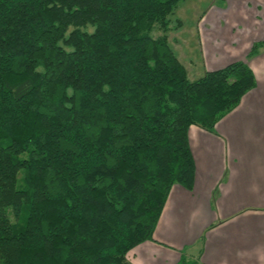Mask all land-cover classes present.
I'll return each instance as SVG.
<instances>
[{
  "label": "trees",
  "instance_id": "trees-1",
  "mask_svg": "<svg viewBox=\"0 0 264 264\" xmlns=\"http://www.w3.org/2000/svg\"><path fill=\"white\" fill-rule=\"evenodd\" d=\"M181 1L0 0V264H134L172 186L193 188L189 127L214 131L256 79L244 60L188 78Z\"/></svg>",
  "mask_w": 264,
  "mask_h": 264
},
{
  "label": "crops",
  "instance_id": "crops-1",
  "mask_svg": "<svg viewBox=\"0 0 264 264\" xmlns=\"http://www.w3.org/2000/svg\"><path fill=\"white\" fill-rule=\"evenodd\" d=\"M221 9L209 7L197 20L202 74L244 60L256 85L214 131L189 127L193 188L172 186L153 240L127 253L134 264H178L181 256L196 264H264V48L247 55L264 40V0H226Z\"/></svg>",
  "mask_w": 264,
  "mask_h": 264
},
{
  "label": "rangeland",
  "instance_id": "rangeland-1",
  "mask_svg": "<svg viewBox=\"0 0 264 264\" xmlns=\"http://www.w3.org/2000/svg\"><path fill=\"white\" fill-rule=\"evenodd\" d=\"M209 7L225 9L226 0H182L171 17L173 20L179 19L180 24H178L177 27H174L175 21H172L171 29L167 33L169 43L176 49V51H178L182 62H185V67H188V78L191 80L203 75L199 63H197L199 49L196 48L198 41L196 39L195 27L199 15ZM224 9L219 11L224 14V12L227 10ZM233 11L228 10V15H230V17H232L231 15L235 14L236 12L234 9ZM237 12L241 14L240 16H244L242 12ZM244 17L246 18V16ZM219 18L221 19L222 15ZM232 20L229 21L232 22ZM236 20L238 21L235 22V20H233L234 24L240 21V17H238ZM159 34L160 32L157 31V29L152 31L153 36H157Z\"/></svg>",
  "mask_w": 264,
  "mask_h": 264
}]
</instances>
